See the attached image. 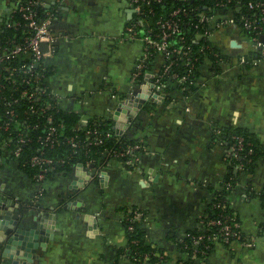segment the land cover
Wrapping results in <instances>:
<instances>
[{"label": "crops", "instance_id": "1", "mask_svg": "<svg viewBox=\"0 0 264 264\" xmlns=\"http://www.w3.org/2000/svg\"><path fill=\"white\" fill-rule=\"evenodd\" d=\"M44 7L55 37L49 82L61 108L82 120L113 119L115 131L123 124L116 134L141 140L143 150L133 163L111 157L99 168L76 165L40 182L0 146V221L8 213L38 234L19 241V264H132L117 254L126 247L123 218L132 207L145 212L146 238L161 248L162 264H181L187 255L173 235L204 226L228 166L218 130L230 126L252 133L259 148L252 174L227 196L250 245L216 241L206 264H264V207L256 195L264 187L262 51L236 28L223 30L214 40L229 62L219 73L204 59L192 91L174 84L154 90L161 55L144 77L132 74L142 43L126 31L135 16L129 0H44ZM6 8L0 0V19ZM246 54L251 60L238 63Z\"/></svg>", "mask_w": 264, "mask_h": 264}, {"label": "trees", "instance_id": "2", "mask_svg": "<svg viewBox=\"0 0 264 264\" xmlns=\"http://www.w3.org/2000/svg\"><path fill=\"white\" fill-rule=\"evenodd\" d=\"M240 1L241 4L246 5L256 0ZM215 2L222 3V5H232V2L226 4V0H140L143 13L137 16L135 29L138 39L145 36L157 39L156 35L161 32L157 21L160 18L170 17L169 14L178 7L184 10V13L179 12L173 17L177 21L178 27L177 31L169 38V57L165 58L161 55L162 63L156 75L160 77L162 89L167 90L171 84H174L178 88H183L187 94L195 87H198L199 68L204 59L210 61V66L216 73H219L223 68L222 62H229V59H227L214 40L197 37L198 33L209 30L206 23L199 22L200 12H206L210 6L215 7ZM33 8L38 17H43L47 11L42 4V0H37ZM207 13L209 14L210 12L207 11ZM251 13L252 10L248 9H243L241 12L244 16L249 17ZM235 16L238 24L242 25L239 22L240 13H236ZM7 19L17 21L18 24L8 27L5 23ZM24 29L26 30V26L20 13L15 12L12 16L2 17L0 19V53L15 44H22L26 35ZM240 33L247 38L253 36L251 29H244L243 27H241ZM181 45L188 47L187 53L181 56L184 60L179 59L178 55L175 54V50ZM158 55H160L158 52H152L145 61L146 66L143 72L150 70L151 60ZM251 58L252 54H246L244 57L247 61L251 60ZM30 62V58L24 54L0 62V72L3 75L6 74L5 69L7 67L15 68L12 76L14 82L0 78V86L3 85L0 88V139H5L6 141V150L9 152L7 159L15 161L21 171L34 180L36 179V174L42 173L44 175L43 180H45L54 176L68 175L77 164L86 165L88 163V166L96 169L105 165L111 157H116L123 161L135 157V155L137 156L143 150V142L141 140L128 138L124 134H116L114 130L115 121L113 119L92 116L82 120L76 112L61 108L58 99L51 90L41 96L44 101L51 103V107L43 112L31 110L27 98L21 96L20 91L26 88L29 91L32 90L35 84L33 79L40 74L43 64L45 65L44 70L41 71L43 75L50 78L53 71L51 60L49 59L47 62L42 60L40 65L34 66V73L31 75L32 81L26 84L22 82L25 74L22 72L21 65L23 63L27 65ZM165 66H168L167 69ZM26 76L28 77V75ZM169 101L170 99H166L165 103ZM11 110L16 115H10ZM6 124L8 127L4 128ZM51 128L55 130V133L52 135L53 142H48L45 141V137ZM18 134L22 135L25 141L20 145V152L16 156L13 149ZM234 135L243 138V148L237 158L232 157L227 161V172L221 183L222 188L216 190L214 197L209 203L204 218V226L205 228L209 227V229L206 231H188L192 235L204 234L203 242L210 244V252L213 244L211 240L207 239V234L212 231L216 232L219 225L207 226L208 220L219 219L229 224L240 223L238 216L225 198L229 194L226 183L230 182L231 188H236L238 184H242V180L252 174L255 160L259 155L256 139L246 129L230 126L220 130V138L227 142L228 145L233 141L235 142V139H232ZM70 138L74 139L75 146L70 143ZM248 142L251 143L252 152L247 155L249 161L246 162L242 155L250 147L247 145ZM136 145L138 147H133L123 155L117 154L130 146ZM34 155L50 157L53 159V163L50 166L42 167L34 165L31 163V158ZM238 161L243 163V168L233 172L234 163ZM44 168L45 170H43ZM256 195L260 197L264 207V187ZM136 211H142L145 214L143 210L137 207L125 210L123 225L127 242L126 247L123 250H119L117 254L127 255L132 259V264H141L144 257H146V263L148 264H162L166 257L161 255L162 250L160 247L152 245L147 240L143 218H134V212ZM235 230H239V228ZM173 239L180 251L187 255L185 264H199V259L189 258L194 249L191 244V237L173 235ZM232 240H235V238L232 237ZM156 253L161 256L155 255ZM199 257L201 256L199 255Z\"/></svg>", "mask_w": 264, "mask_h": 264}, {"label": "built area", "instance_id": "3", "mask_svg": "<svg viewBox=\"0 0 264 264\" xmlns=\"http://www.w3.org/2000/svg\"><path fill=\"white\" fill-rule=\"evenodd\" d=\"M7 1V8L4 16H12L13 13L18 12L21 14L26 30L24 29V32L26 35L24 36V40L22 44H15L8 50H4L0 53V62L3 60H8L9 58L19 57L21 55H25L30 58L31 62L29 64H22V72L25 74L24 78L22 79V82H25L28 84L30 81H32L31 75L34 73V66H38L41 64L42 60L48 61L51 59V57L54 55L55 52V37L50 29L51 22H52V13L49 11L45 12V15L43 17H38L36 14V11L33 8V5L37 2V0H6ZM132 4V7L135 12L134 18L129 22V24L126 27V31L128 35L134 38H138L136 35V22H137V16L140 13H143V7L140 4V0H129ZM159 1V0H155ZM232 2V3H231ZM232 4V5H222V3L215 2V7H208L206 12L202 11L199 14V22L206 23L208 25V31H204L202 33H198L197 37H205L210 40H214L215 36H218L219 32H222L223 30L230 29V28H236L238 32H241V27L244 29H251L253 32V36L249 38V40L252 42L253 46L257 49H260L262 51V54H264V0H256L245 4H241L240 0H226V4ZM42 4L44 5V0H42ZM243 9L252 10V13L249 16H244L241 14ZM210 12L209 14L207 13ZM179 12L184 13V10L181 8L174 9L169 15L168 18H160L157 23L159 27L161 28V32L156 35V38H151L149 36H145L143 38H139L142 42V55L138 61V63L135 65V68L133 70V77L134 78H140L144 77L145 72H143L144 67L146 66V60L147 58L152 54V52H158L163 57L167 58L169 57V38L177 31L178 23L175 20L174 15L178 14ZM240 13L239 16V22L242 23V25L238 24V21L236 19L235 14ZM3 16V17H4ZM140 22V20H139ZM6 25L8 27L10 26H16L18 24L17 21H13L10 19L6 20ZM259 36V37H258ZM215 41V40H214ZM45 43L46 48L45 50L42 49V44ZM145 43V45H144ZM188 51V47L179 46L178 49L175 50V54L178 55V58L181 60H184L181 56H184ZM247 60L244 58L240 59L238 63H245ZM222 67L227 66V62L221 63ZM45 65L41 67V71L44 70ZM168 66H165L167 69ZM6 74L3 75L2 72H0V78L8 80L9 82H14V79L12 76L14 75L15 68H9L6 69ZM40 71L39 75H36L34 77V86L32 87V90L23 89L20 91L21 96H25L27 98V101L29 102L30 109L33 111H45L48 110L51 107V103L44 101L41 96L44 93H47L49 90H51L50 85V78L43 75V73ZM28 75V77L26 76ZM151 86L154 90H158L161 88L162 83L160 82V77L158 75H155L151 81ZM3 85L0 86L2 88ZM10 115H16L15 112L11 110ZM8 125L6 124L4 128H7ZM88 132V131H87ZM96 132V131H93ZM218 132H220L218 130ZM55 133V130L51 128L46 137L45 141L53 142L52 135ZM15 140V147L13 149L14 155H18L20 152V145L25 141V138L22 135H17ZM232 139H235V142L233 141L230 145L227 144V142L224 143L227 146V161H229L230 158L234 157L237 158L240 154V150L243 148V138L239 137L237 135L232 136ZM2 140V141H1ZM70 143L75 146L76 143L73 138L69 139ZM6 141L5 139H0V146L6 150ZM247 145H249V149L243 154L245 161L248 162L249 158L247 157L248 154L252 152L251 143L248 142ZM133 147L136 146H130L126 148L124 151L119 152L117 154L123 155L129 150H131ZM135 157H132L130 159L123 160L124 163H133L134 160H136ZM242 158V157H241ZM31 163L34 165H38L40 167L42 166H50L51 163H53V159L44 155H34L31 158ZM88 166V163L85 165ZM243 168V163L241 161L234 163V169H232L233 172H236V170H241ZM45 170V168L43 169ZM250 176V175H248ZM247 176V177H248ZM36 181H42L44 179V175L42 173L35 175ZM222 188V186H220ZM226 188L230 193L235 191L236 188H231L230 182L226 183ZM228 194V195H229ZM227 195V196H228ZM227 196L225 197L227 199ZM134 218H145V214L142 211H136L134 212ZM205 225V221H204ZM209 225H219L216 232H211L207 234V239L212 241V244L216 241H222L224 243H229L232 239V237L235 238V240H243V235L240 230V225L236 222L233 224H229L227 222L221 221L219 219H210L207 222V226ZM239 230H235V229ZM209 227L205 228V226L200 229V231H206ZM183 237H191V244L194 246V249L192 253L190 254L191 259H199V264H206V258L208 254L210 253V244L204 243V234H197L192 235L188 231L184 232ZM243 243L246 245H250V243L246 240H243ZM201 244V246H200ZM155 255L161 256L160 254L156 253ZM199 255L201 257H199ZM130 259V258H129ZM187 260V257L181 261V264H185L184 262ZM132 263V259H130ZM141 264H148L146 263V257L143 258V261Z\"/></svg>", "mask_w": 264, "mask_h": 264}, {"label": "water", "instance_id": "4", "mask_svg": "<svg viewBox=\"0 0 264 264\" xmlns=\"http://www.w3.org/2000/svg\"><path fill=\"white\" fill-rule=\"evenodd\" d=\"M42 49L45 50L46 45L45 43H43L42 45ZM135 101L138 102V99L135 98ZM142 106V104L139 102V104L137 105V108H140ZM135 112L130 113V115L134 116ZM120 126L121 129L117 130V133H122L123 129L125 128V126L121 123H116V127ZM79 166H81L82 164H77ZM9 212V211H8ZM21 218L18 221L17 219H11L10 217L8 218V213H6L3 217V219L0 221V264H19L18 260V256L19 254L23 253L20 252V250L23 251V249L21 248V244H20V240H30V239H35V236H38V234H35V230L34 228H19V224L21 222ZM8 233H5L4 235V230H8ZM39 229V227H38ZM2 231V232H1ZM35 234V236H34ZM27 236H29L27 239H25ZM25 237V238H24ZM36 243V242H35ZM14 245H18L17 247H15ZM20 245V247H19ZM12 246V247H11ZM15 249V250H14ZM14 255L16 257H14ZM3 258H9L10 259V263H6L4 262L2 259Z\"/></svg>", "mask_w": 264, "mask_h": 264}, {"label": "rangeland", "instance_id": "5", "mask_svg": "<svg viewBox=\"0 0 264 264\" xmlns=\"http://www.w3.org/2000/svg\"><path fill=\"white\" fill-rule=\"evenodd\" d=\"M225 67V66H224Z\"/></svg>", "mask_w": 264, "mask_h": 264}]
</instances>
